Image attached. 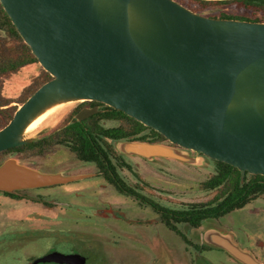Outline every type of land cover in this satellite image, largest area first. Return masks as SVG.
Masks as SVG:
<instances>
[{
  "label": "water",
  "instance_id": "1",
  "mask_svg": "<svg viewBox=\"0 0 264 264\" xmlns=\"http://www.w3.org/2000/svg\"><path fill=\"white\" fill-rule=\"evenodd\" d=\"M0 2L52 76L0 128V153L43 134L47 124L27 130L47 111L96 100L173 144L118 141L125 155L192 165L210 158L264 175V21L212 17L178 0ZM96 110L84 108L76 118ZM80 177L15 156L0 162V191L10 193ZM204 237L243 264H264L228 232L210 228ZM36 262L86 264L87 257L54 249Z\"/></svg>",
  "mask_w": 264,
  "mask_h": 264
},
{
  "label": "rangeland",
  "instance_id": "2",
  "mask_svg": "<svg viewBox=\"0 0 264 264\" xmlns=\"http://www.w3.org/2000/svg\"><path fill=\"white\" fill-rule=\"evenodd\" d=\"M178 1L199 13L205 14L206 12L203 7H197L198 5L191 0ZM254 17L259 18L258 21H264V2L254 12ZM7 38L8 36L0 35V39ZM10 43L12 44V40ZM45 71L37 61L21 67L16 72L0 76V97L10 102L3 107L17 108L21 105L22 101L34 90V87L47 78ZM83 102H73L62 107L49 120L47 124L49 127L43 135L68 125L71 121L70 115ZM115 115L118 117L117 121L105 119L99 120V122L107 127L120 126L123 131H129L136 125V119L123 111L117 112ZM72 135L71 131L68 138L70 139ZM10 156H15L35 168L51 172L67 173L73 171V168L82 172L96 170L93 164L80 161L77 154L63 144H53L46 148L29 145L22 146L21 149L14 152L4 151L0 153V162ZM129 162L133 170H122L127 178L133 181L137 180L147 195L159 197L164 203L174 206L213 205L230 191L237 175L232 174L223 179L221 184L208 187L205 182L215 175L216 167L213 160L207 158L202 165L185 164L172 159H156L153 162L129 159ZM136 173L138 176H135ZM65 188L70 190L63 191ZM65 188L53 187L40 192H30L31 195L28 197L33 198L39 193L49 200L69 201V207L48 206L44 208L30 200H16L0 194V264H35L38 257L52 248L63 251L70 250L66 246L98 249V252L93 253L86 264L234 263L229 255L219 249L205 251L201 256L196 254L192 248L187 251V245L180 236L166 227H162V231H160L161 235H164L163 238L153 230L149 231L142 242L137 244L139 254L135 255V251L132 249L134 245L128 241L129 238H120L122 233L129 234V228H123L120 235V222L108 219L101 210L95 209L96 204L99 206L106 204L104 199H114L113 201L118 203L115 201V199L118 200L117 197L103 181L87 179L79 184L65 186ZM160 194L163 195L160 196ZM92 204L93 207H91ZM252 207L251 204H247L243 208H238L222 216L219 220L212 218L209 223L216 224L222 228L221 230L230 233L241 246L243 243L240 244L237 237L242 240L243 231H250L254 237L258 228V218L254 217L257 211ZM39 209L42 211L40 212ZM187 227L184 225L183 228L188 230ZM194 232L192 231V233ZM189 235L191 236V234ZM120 249H125L130 254L121 252ZM36 264L56 263L36 262Z\"/></svg>",
  "mask_w": 264,
  "mask_h": 264
},
{
  "label": "flooded vegetation",
  "instance_id": "3",
  "mask_svg": "<svg viewBox=\"0 0 264 264\" xmlns=\"http://www.w3.org/2000/svg\"><path fill=\"white\" fill-rule=\"evenodd\" d=\"M84 108H97V110L87 116L83 117L81 120L76 118V115ZM121 110L115 109L103 102L96 100H86L82 104H80L79 108L72 112L70 115V123L65 125L61 129H57L48 134H42L36 140L26 143L24 145L10 148L5 151H17L21 149L22 146H39L46 148L49 145L53 144H63L69 147L73 152H75L72 148L74 144L78 142V138H83L88 134L95 138L96 142H99L103 148L109 153L107 156L101 157V161L98 160H87L81 158L76 152L77 157L80 161L84 163H91L95 166V171L92 172H82L80 170H74L71 172H67L68 175H76L81 176L79 179L70 181L67 183H60L51 186L37 187V188H29L24 190H19L18 193H10L6 191H0V194L10 197L11 199H24L30 200L35 203L42 205L44 208L48 206L53 207H69L70 202L66 200L60 199H51L49 200L47 197L42 196L37 193L33 198L28 196L31 195L30 192H40L43 190H47L53 187H64L72 186L75 184L82 183L87 179H96L99 181H103V183L109 187L113 195L117 197L118 200L115 199L118 203H115L114 199H101L106 201V204L103 206L95 205V209L101 210L103 215L106 216L110 220H118L120 222V235L122 233L123 228H129V234L125 235L122 233L121 237H128L129 242L133 244L132 249L135 251V255H138V246L139 242H142L145 235L148 234L149 231L158 233V235L163 238L164 235L160 233L162 231V227H166L174 232H176L180 238L185 242L186 250L189 251L190 248L193 251L201 256V254L205 251L211 249H219L224 251L229 257L233 259L234 263L231 264H243L241 261L232 256L225 249L215 247L209 245L205 242L204 232L210 228L222 229L216 224L209 223L210 219L219 220L222 216L231 213L232 211L243 208L247 204H251L257 211V214L254 216L258 218L257 220V231L253 235H251L250 231H243V239H239L237 237V241L240 244L243 243L242 248L250 250L258 260L264 263V193L251 194L247 197V200L243 206H235L231 210L228 209L227 212L218 213L219 205L222 201L228 199V197L234 198L231 196L233 192V188L230 189L222 198L218 199L213 205H187V206H174L169 205L168 203H164L163 200L156 196L147 195L144 190L141 188L137 180H131L127 178L123 171L124 169L133 170L129 159H141L147 162H153L154 160H149L140 156H129L125 155L118 151L117 142L122 140H140V141H148V142H161L168 145H173L170 143L160 132L155 130L152 127H149L140 121L136 120V125L129 131H123L120 126H112L107 127L104 124H101L99 120L105 119H114L117 121L118 117L115 113L120 112ZM72 131L73 135L69 139L68 136ZM75 137V138H74ZM194 155H199L200 153L197 151H192ZM157 159H169V158H157ZM208 160L214 159L207 158ZM175 160V159H172ZM178 161V160H176ZM180 163H184L178 161ZM188 164V163H185ZM216 167V164H215ZM113 169L112 171H109ZM42 170V169H41ZM134 172V171H133ZM216 174V173H215ZM252 174V173H251ZM135 176H138L136 173ZM214 176V175H213ZM211 178V177H210ZM206 183V182H205ZM70 189H63V191H68ZM163 194H160V196ZM233 200V199H232ZM100 201V200H98ZM55 202V203H54ZM55 204V205H54ZM72 204H75L72 202ZM228 205V204H227ZM93 207V204L92 206ZM41 212L42 209H39ZM168 220H166V218ZM184 225H187V229H184ZM182 229H181V228ZM230 230V229H229ZM185 231V232H183ZM192 231H195L192 233ZM191 234V236L189 234ZM231 232V230H230ZM245 243V244H244ZM62 246V245H61ZM70 248V250L63 251L65 253H74L80 252L81 254L87 257V262L91 255L95 252H98V249L94 247L85 248L84 246H66ZM121 247V246H119ZM52 248L51 250H54ZM50 250V251H51ZM58 250V249H56ZM121 252H125L130 254L129 251L125 249H120ZM49 252V251H48ZM151 253V252H148ZM152 259V258H151ZM55 263V262H48ZM60 264V263H56Z\"/></svg>",
  "mask_w": 264,
  "mask_h": 264
},
{
  "label": "trees",
  "instance_id": "4",
  "mask_svg": "<svg viewBox=\"0 0 264 264\" xmlns=\"http://www.w3.org/2000/svg\"><path fill=\"white\" fill-rule=\"evenodd\" d=\"M205 9V14L212 17L241 18L252 21H258L254 17V12L261 7L264 0H191ZM0 35L8 36L7 39H0V76L16 72L21 67L37 62L38 59L32 53L20 35L18 29L13 24L12 19L0 2ZM12 40V44L10 43ZM47 78L34 87L31 94L44 82L52 78L51 74L45 71ZM30 94V95H31ZM29 95V96H30ZM27 96L22 102H24ZM10 102L0 97V128L6 125L13 117L16 107H3ZM73 150L81 157L87 160L101 161V157L109 153L103 146L96 142L95 138L86 134L83 138H78V142L72 146ZM216 174L206 181V186L214 187L222 183L226 177L237 174L232 186L231 197L221 202L218 213L227 212L235 206H243L247 197L251 194L264 193V175L251 174L248 171H240L237 168L215 160ZM110 169L109 171H112ZM233 199V200H232ZM228 204V205H227ZM166 218V217H165ZM166 220H168L166 218Z\"/></svg>",
  "mask_w": 264,
  "mask_h": 264
},
{
  "label": "bare ground",
  "instance_id": "5",
  "mask_svg": "<svg viewBox=\"0 0 264 264\" xmlns=\"http://www.w3.org/2000/svg\"><path fill=\"white\" fill-rule=\"evenodd\" d=\"M68 105V104H67ZM62 107H56L49 111H47L45 114L40 116L37 120H35L29 127H28V134H33L36 130L39 128L45 126L48 124L49 120L53 118V116L58 113ZM58 119V118H57ZM59 120V119H58ZM57 121V120H56Z\"/></svg>",
  "mask_w": 264,
  "mask_h": 264
}]
</instances>
